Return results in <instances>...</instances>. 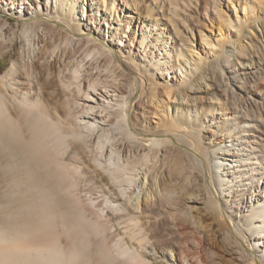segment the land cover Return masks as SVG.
I'll return each mask as SVG.
<instances>
[{
  "label": "bare ground",
  "instance_id": "6f19581e",
  "mask_svg": "<svg viewBox=\"0 0 264 264\" xmlns=\"http://www.w3.org/2000/svg\"><path fill=\"white\" fill-rule=\"evenodd\" d=\"M193 1L150 0L141 54L120 58L139 0H0V264H151L156 247L171 264H264V71L235 41L261 31L264 0H208L216 32L195 45Z\"/></svg>",
  "mask_w": 264,
  "mask_h": 264
},
{
  "label": "rangeland",
  "instance_id": "374dc122",
  "mask_svg": "<svg viewBox=\"0 0 264 264\" xmlns=\"http://www.w3.org/2000/svg\"><path fill=\"white\" fill-rule=\"evenodd\" d=\"M233 1L237 2V3H238V1H240V3H242L241 0H233ZM88 2H89V0H88ZM149 2H150V0H139V7L136 10H132L131 13H127V14L130 15V17H133V21H132V23L130 25L131 33H127V35H125V37L122 40V43H125L124 41H126V43H127V42H130V40H131V45L130 46H131V50L132 51L130 53H128L127 51L122 49V47H123L122 45H120L119 47L115 46L113 48V50H115V51L120 50L117 53V56H119V57L120 56H123V57L126 56L127 57L128 55H133V56H136V58H138V55L141 54L142 51L138 50V41H137V38H138V35H139V28L138 27L141 26L142 21L144 20V18L147 15V8L146 7L148 6ZM222 2L224 3L223 0H220L221 6L223 7ZM85 4H86V1H85ZM206 5L208 6V8H210V1H208V0H198V4L197 5H196L195 1H193V5L189 6L185 13L182 12L184 14H181L182 17H183V15H187V16L189 15V17H190V20L188 21V25L193 30L194 45L199 42L198 30H205V32L207 34L210 33L211 31L213 33L216 32L215 27L217 26V22L214 20V18H213L214 16H213L212 12L208 11L209 9H207L208 20L205 18L204 14H205ZM85 7H86V5H85ZM101 14H103V11H102ZM97 15H98L97 16L98 18L102 19V15H100V14H97ZM259 21L261 22V25H262V26L261 25L259 26V29L261 30L260 31L261 33L260 32L258 33L254 29V27L252 26V22H248L246 25L243 26V28H242L243 31H242L241 35L239 36V38H236L235 41L236 42L240 41V43H243L244 45H249L250 46L251 49L249 50V52L254 54V55L256 54L255 56H253V60H255L254 61L255 66L258 69L260 67V69H262L264 71V12H263V14H259ZM81 22L82 23H80V27H81L82 30H86V24H88V26H90L89 17L87 18V20L84 19V21H81ZM209 22H211L213 24L212 28H211V25H210ZM92 27L94 28L93 25H92ZM111 27H113V26H111ZM105 28H106V25H103V29L104 30H105ZM262 29H263V31H262ZM134 30H136V33L133 32ZM252 30L254 31L252 33L253 37H251V38L249 37V40H248V37H247L246 34H247V32H251ZM224 31H225V29L222 28V32H224ZM103 33H104V35L106 34L105 32H103ZM105 40L108 41L107 36L105 37ZM16 48H17V45H16ZM226 49H228V48L226 47L225 50ZM119 54H121V55H119ZM260 56H262L261 61H259V59H258V58H260ZM120 58H122V57H120ZM256 64H258V66ZM8 67H9V55L4 57L0 61V75H2L5 71H7ZM251 78H252L251 76H245L244 79H243L244 81H247L248 84L250 82V84L248 86L249 89L252 88ZM263 82H264V79H263ZM251 93H252V91H251ZM164 100H165L164 101L165 105H167V103L169 104V106L167 107V109L165 111H166V114H168V116H170L171 113H172V109L171 108L175 104V99L165 98ZM208 106H209L208 101L207 102L205 101L203 105L199 106V108L200 107L201 108H203V107L207 108ZM165 108L166 107H164V109ZM138 113L140 114L141 111L139 110ZM146 120L147 121H151L152 119L149 118V117H146V119H144V122ZM146 124L148 125V122H146ZM173 141L174 142L172 144H170L172 146L169 145L168 148H167L168 149V154H167V157H166V162L168 161V163H165V165L163 166V173L165 175V178H168L169 181L171 180V177L169 176V174L171 173V169L173 170V168L175 166V165H173L172 166L173 168L172 167L170 168V165H172L173 163L175 164V159H177V156H178V160H180V161H181V159L185 158V154H184L185 146L182 144L183 142L179 143L180 141L177 142V139H174ZM174 143H176V144H174ZM173 145L176 146V148L179 147V146L180 147L178 149H175V147L173 148ZM171 147L173 148L171 150L172 152L170 151ZM178 150H182V151H178ZM175 151H177V152H175ZM82 159L86 163H88V159H87V157L85 155H82ZM188 171H193L195 173V171L192 170V169L191 170L189 169ZM87 172L90 173V176L99 175L98 172L97 171H93V169H88ZM80 184H81L80 185L81 187L84 185L83 183H80ZM259 195L264 196V193L262 191H260ZM171 210H172V207H165L164 210L162 209V211H161L160 208H158L156 212L158 214H161V216H163V215H167V214L172 213ZM240 211H243V209L240 208V209H238L237 212H240ZM225 213H227V212L225 211ZM163 220L164 219L162 218L160 223H159V225H158V229L156 230V231H158L159 235L161 236V238H159L160 240L165 239V238L166 239L170 238L172 235H174L173 230H171L170 228L166 227L164 225V223H163ZM143 221L145 222L146 220H143ZM223 245H224V242H221L220 243V248L217 249V253L221 254V255H227V253H225V250L222 248ZM252 245H253V242H252ZM173 250H174V248H173ZM144 254H146V258L150 261L151 264H171L170 259L168 257H166L163 254V252L158 247H156L153 252H148L146 250V251H144Z\"/></svg>",
  "mask_w": 264,
  "mask_h": 264
}]
</instances>
